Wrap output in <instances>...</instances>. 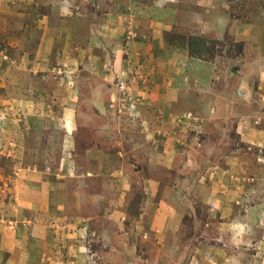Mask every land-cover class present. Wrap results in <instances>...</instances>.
<instances>
[{
	"label": "rangeland",
	"instance_id": "1",
	"mask_svg": "<svg viewBox=\"0 0 264 264\" xmlns=\"http://www.w3.org/2000/svg\"><path fill=\"white\" fill-rule=\"evenodd\" d=\"M0 264H264V0H0Z\"/></svg>",
	"mask_w": 264,
	"mask_h": 264
},
{
	"label": "crops",
	"instance_id": "2",
	"mask_svg": "<svg viewBox=\"0 0 264 264\" xmlns=\"http://www.w3.org/2000/svg\"><path fill=\"white\" fill-rule=\"evenodd\" d=\"M198 64V63H197ZM212 64V63H211ZM205 68H202L201 69V72H200V75H202V76H204L205 75V73H203L204 72V70L206 71V75H207V77H208V79L210 80V81H212V79L213 78H216L217 76H218V73L216 72V71H214V69H210V67H211V65H205L204 66ZM214 81H215V79H214ZM110 211H112V210H110Z\"/></svg>",
	"mask_w": 264,
	"mask_h": 264
}]
</instances>
